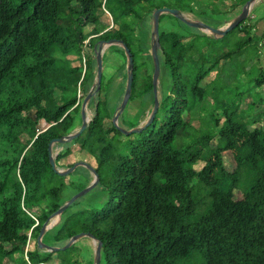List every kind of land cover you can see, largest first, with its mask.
<instances>
[{
  "label": "trees",
  "instance_id": "1",
  "mask_svg": "<svg viewBox=\"0 0 264 264\" xmlns=\"http://www.w3.org/2000/svg\"><path fill=\"white\" fill-rule=\"evenodd\" d=\"M246 1L216 12L241 11ZM106 4L107 0H0V264L18 254L22 264H76L71 257L78 251L76 243L50 253L37 248L36 238L49 215L89 180L83 167L59 176L48 153L52 140L81 123L78 100L87 95L95 67L94 53L86 52L87 47L116 39L129 48V100L133 97L141 40L133 37L132 22L120 23L114 17L111 25L103 22ZM119 4L131 6L121 17L143 23L158 8L150 0ZM261 19L263 2L221 38L234 37L232 44H224L228 50L201 33L185 37L159 30L161 72L166 69L171 83L154 119L139 133L122 134L113 125L116 107L110 104L108 80L102 74L100 89L89 104L93 114L88 127L70 143L57 145L62 149L55 164L90 165L98 174L93 190L98 188L103 199L77 209L78 201L71 204L44 234L45 244L61 247L76 234L90 233L102 243L100 264H264V125H258L264 121V53L258 52L264 46V31L259 36L254 32ZM233 55H244L247 61L231 71L234 87L228 82L220 85L222 75L202 86L211 72H225ZM82 57L86 68L81 79ZM141 87L153 104L151 75L143 77ZM194 116L204 130L176 146L183 132L192 130ZM73 145L95 165L83 160L63 165ZM224 153L233 159L231 171L225 167ZM199 160L203 165L197 170ZM75 175L82 180H71ZM31 241L33 247L24 250ZM88 256L82 257L84 263L93 264Z\"/></svg>",
  "mask_w": 264,
  "mask_h": 264
},
{
  "label": "rangeland",
  "instance_id": "2",
  "mask_svg": "<svg viewBox=\"0 0 264 264\" xmlns=\"http://www.w3.org/2000/svg\"><path fill=\"white\" fill-rule=\"evenodd\" d=\"M150 2H151V5L158 7V8H170V9L179 10L183 12L184 15L188 17L189 19L200 20L214 29H221L225 27L231 20H233L241 12L236 8H235L236 10L234 9L235 11L233 13H230L228 15L224 13L217 14L216 12V11H219L220 7L224 8L226 5L236 3L237 0H215V1L214 0H150ZM262 2H264V0L259 1L254 7L256 8ZM129 6L130 5L128 4L121 6L119 4V0H107V4L106 6H104V9L106 8L105 10L110 14V16L109 14H107L106 11H103V15H102L103 22L108 25H111V20L113 17L118 19L120 23L132 22V27L134 28L133 37H136L138 40H141V44H140L141 53L135 55V74H136L135 83H136V86L132 93L133 97H132V100H129L125 110L122 112V114L118 118V125L126 130L132 129L131 126L133 125H137V126L142 125L149 118V115L152 111V105H153L151 103L150 98L148 97L145 98L143 96V92L140 91L142 89L141 85H142L143 77L146 75L152 76L153 74V70L151 69L152 62H151V55H150V31H151V13L152 12L150 13V15H148L145 18L146 20L144 23L143 21L135 20L133 18L121 17V11L123 9H127ZM146 7L147 5H144L145 9ZM251 15L252 14L250 13L249 16ZM142 24H145V27H142ZM140 27H142L143 30H139ZM90 28L91 27L88 26L85 30L88 31V29ZM159 30L160 32H175L179 35H184L185 37H188L189 35H196L199 33L205 35V32L195 27H190L188 25H185L181 21L177 20L174 17H171V15H168V14H163L161 22L159 23ZM261 30H262V26L258 27L257 29L255 28L254 32L256 35H258L261 33ZM233 39L234 37L230 35L226 38V40L217 39L214 41H215V44H218L217 46L223 47L224 50H228L229 47H225L224 44L227 43V46H229L230 44H232ZM113 50L116 52L117 51L120 52V49L118 47H112V49L107 47L104 51L103 73L102 74L104 76L105 81L108 80V85H107L106 90H107V96L109 98V101L111 102L110 104H113L114 108L115 107L117 108L121 103V99H122L124 87H125V79H126L124 76L126 73L125 70L120 71L119 73L118 68L119 66L123 65L122 63H126V61H124L123 58L118 53L114 52ZM85 51L91 54L93 52V49H90L89 47H87ZM258 52L261 54L264 53V46H260L258 48ZM123 55H124V52H123ZM261 59L264 62L263 60L264 58L261 57ZM142 63H144L143 67L141 65ZM222 63H224L223 60L221 61V64ZM227 64L228 65L226 67L225 72L223 71H218V73L217 71L211 72L207 76V78L201 83L202 86L210 84L211 80H214L216 76L222 75L223 79H221L220 85H223L224 82H228L230 83L231 87H234L233 86L234 77L232 76L231 71H233L235 68L237 69V67L245 66V64H247V61L245 60L244 55H241V56L233 55L232 59L229 60ZM74 65H79V62L75 61ZM95 75H96V68L94 67L93 77L89 81L88 87L90 86V84L93 83L95 79ZM241 75L239 78H241ZM170 83H171V79L169 82L167 71L165 68H163L161 72L160 82L158 84V94L159 92H161V97L162 95H165L167 93ZM88 87H87V90L89 91L90 88ZM243 89H245V86L240 88V90H243ZM84 99L80 98L78 100L80 104L79 111L81 110V106H82ZM246 102H249V100L246 99L245 103ZM197 107L198 106H196L195 109H197ZM116 108L114 110V113L116 111ZM88 113H89V117L91 118L93 114V108L89 107V105H88ZM187 117H188V114L185 113L184 118L187 119ZM190 123H191L192 130H185L183 134L175 141L176 146L182 145L184 143H188L190 142V139L199 137L200 131L204 130V127L202 126L200 118L194 116L191 118ZM258 125H264V121L263 120L260 121ZM79 126L80 124L76 125V128H74V130H76ZM44 127H45L44 122H40L39 129H43ZM61 149H62L61 147L55 146L54 152L55 153L60 152ZM77 150H78V147L73 145L72 146L73 153L70 157L66 158L65 161H63V165H68V164L74 163L79 160L88 162L92 164L93 166L95 165V162L93 161V159H91L89 156L85 154L78 152ZM223 155H224L223 158H224L225 167L228 171H231L234 168L233 159L229 153H224ZM201 156H203V152ZM202 165H203V162L199 160L195 164V168L198 170L202 167ZM63 168H66V167L63 166ZM88 174H89V180L86 183V186H88V184H90L92 181V175L90 173ZM70 179L71 180L78 179V181L82 180L81 178H79L78 175L72 176L70 177ZM70 193L71 192H66L67 196H70L73 192L71 194ZM235 194L237 197H241L239 192H236ZM102 196L103 194L99 192L98 188H96L95 190H91L84 197L78 200V202L74 206V209L92 206L94 203L102 201L101 200L103 199ZM35 212L37 214L40 213L38 209H36ZM89 241H90L89 238L85 237V238H81L75 244L78 251L76 252L75 255L71 254L72 262H75L76 264H86L84 263L82 257H84V255H87V254H89L87 259H90V262L93 261V255H90V253L85 249V247H80L79 245V243L88 244ZM28 246L29 248L33 247L32 241L29 243V245L23 247V249L27 250ZM51 246H55V245H51ZM21 258H22L21 255L18 254V255H15V257H13V260H10L8 258L4 259L2 261V264H22Z\"/></svg>",
  "mask_w": 264,
  "mask_h": 264
},
{
  "label": "water",
  "instance_id": "3",
  "mask_svg": "<svg viewBox=\"0 0 264 264\" xmlns=\"http://www.w3.org/2000/svg\"><path fill=\"white\" fill-rule=\"evenodd\" d=\"M261 0H247L245 4L241 8V12L237 15L233 20H231L225 27L221 29H214L209 25L205 24L200 20L189 19L184 15L183 12L170 9V8H156L151 13V32H150V55H151V62L153 68L152 74V92H153V105L152 111L149 115V118L139 126H136L130 130H126L118 125V118L125 110L129 98L131 96L132 91V84H133V58L129 48L121 41L116 39H109V40H100L93 46L94 52V59H95V68H96V75L95 79L90 86V89L85 96V99L82 103L81 110H80V118L81 123L80 126L70 132L69 134L62 136L60 138L52 140L48 145V153H49V164L52 167V170L61 177H65L73 173L78 167H83L88 170L93 179L88 186H86L81 191L74 194L71 198L66 200L60 208L55 211L54 213L50 214L47 220L42 224L38 236L36 238V246L39 250L56 253L60 250H65L71 247L74 243H76L81 238H89L94 245V252H93V264H100L101 261V251H102V243L94 238V236L90 233H79L72 236L68 239L65 244L61 247L57 246H50L45 244L42 239L44 234L47 230L50 229V223L55 220L59 219L63 212L74 202L78 201L80 198L84 197L87 193L93 190L98 184V174L94 168L84 162H78L72 165L69 168H60L57 167L55 164V158L58 154L54 152V147L61 144H67L73 141L74 139L78 138L88 127L91 118L89 117V113H86L88 110L89 102L95 97L97 92L100 89L102 73H103V55L104 51L107 47L110 46H119L123 49L124 57L126 61L125 65V72H126V79H125V87L123 96L121 99L120 105L116 108L115 113L112 116V123L116 129H118L122 134H129V133H139L144 128H146L152 120L159 108L161 102V92L158 94V84L160 82V73H161V63H160V54H161V46L159 43V19L160 16L163 14L171 15L172 17L176 18L177 20L181 21L185 25L190 27H195L203 32L205 35L210 36L211 38L217 40L221 39L225 36L228 32L233 30L236 26H238L241 22H243L247 17L250 15L253 7Z\"/></svg>",
  "mask_w": 264,
  "mask_h": 264
},
{
  "label": "crops",
  "instance_id": "4",
  "mask_svg": "<svg viewBox=\"0 0 264 264\" xmlns=\"http://www.w3.org/2000/svg\"><path fill=\"white\" fill-rule=\"evenodd\" d=\"M262 4V3H261ZM227 6V5H226ZM225 6V7H226ZM224 7V8H225ZM254 8L255 7H253V9H252V12H253V10H254ZM263 9H264V2H263ZM252 12H251V14H252ZM108 14V13H107ZM252 16V15H251ZM250 17V16H249ZM260 26H262V30H261V33L264 31V19H261L258 23H257V25H256V29L258 28V27H260ZM145 27V26H144ZM141 30H143V28H141ZM151 32V31H150ZM260 33V34H261ZM260 34H258V35H256V36H259ZM112 47H118L119 49H122L121 47H119V46H110L109 48H111L112 49ZM123 50V49H122ZM114 51V50H113ZM114 52H116V51H114ZM121 52V51H120ZM119 51H117L116 53H118L120 56H121V53H120ZM103 57H104V55H103ZM122 57V56H121ZM123 64V63H122ZM125 65H126V63H125ZM120 68H121V66H119V73H120ZM88 171V170H87ZM89 172V171H88ZM90 173V172H89ZM91 174V173H90ZM92 179H93V176H92ZM80 240V239H79ZM78 240V241H79ZM90 240V239H89ZM77 241V242H78ZM76 242V243H77ZM91 243V244H90ZM79 245H80V247H85V249L91 254V252L93 253L94 252V247H93V242L90 240L89 241V243L87 244H85V243H79ZM87 255H89V254H87Z\"/></svg>",
  "mask_w": 264,
  "mask_h": 264
},
{
  "label": "built area",
  "instance_id": "5",
  "mask_svg": "<svg viewBox=\"0 0 264 264\" xmlns=\"http://www.w3.org/2000/svg\"><path fill=\"white\" fill-rule=\"evenodd\" d=\"M85 43L87 44V41H85ZM82 74H81V79L83 78V75H84V73H85V68H86V66H85V58L84 57H82ZM80 96V94H78V97ZM31 217L35 220V225H37L38 224V222H37V220H36V218H35V216H32L31 215ZM29 236H30V234H29Z\"/></svg>",
  "mask_w": 264,
  "mask_h": 264
},
{
  "label": "bare ground",
  "instance_id": "6",
  "mask_svg": "<svg viewBox=\"0 0 264 264\" xmlns=\"http://www.w3.org/2000/svg\"><path fill=\"white\" fill-rule=\"evenodd\" d=\"M86 113H88V110L86 111ZM59 221V219H55L50 223V229Z\"/></svg>",
  "mask_w": 264,
  "mask_h": 264
}]
</instances>
